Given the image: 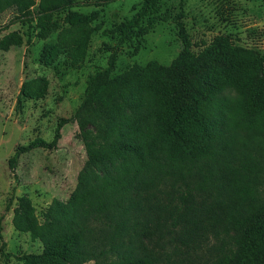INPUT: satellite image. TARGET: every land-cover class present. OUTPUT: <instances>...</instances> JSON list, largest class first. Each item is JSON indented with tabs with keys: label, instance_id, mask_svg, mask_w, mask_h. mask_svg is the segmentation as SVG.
<instances>
[{
	"label": "trees",
	"instance_id": "16d2710c",
	"mask_svg": "<svg viewBox=\"0 0 264 264\" xmlns=\"http://www.w3.org/2000/svg\"><path fill=\"white\" fill-rule=\"evenodd\" d=\"M110 1L0 0V12L11 9L10 20L27 28L34 21L40 39L55 33L53 42L43 44L41 64L63 53L62 62L76 67L86 54L93 14L73 7ZM159 1L140 0L129 17L108 29L114 43L106 64L86 75L75 110L57 119L52 137L36 136L14 148L11 164L35 146L54 147L60 127L75 121L88 167L68 198L53 197L47 204L32 229L41 251L19 254L20 264H264V41L254 54L219 35L195 55L182 19L183 0L173 13L159 12ZM166 20L176 27L178 53L166 64L132 62L111 75L121 46L135 53L143 34ZM20 38L17 31L5 33L0 49ZM44 86V77L32 76L22 81L19 94L37 97ZM105 161L117 162L113 173L94 169ZM224 168L233 174L226 191L197 196ZM145 175H167L163 186L169 189L142 204L129 193ZM220 204L225 228L235 234L210 251L207 228L220 221L214 211ZM150 222L182 248L137 252L135 227ZM3 246L1 241L0 256L7 257Z\"/></svg>",
	"mask_w": 264,
	"mask_h": 264
},
{
	"label": "rangeland",
	"instance_id": "374dc122",
	"mask_svg": "<svg viewBox=\"0 0 264 264\" xmlns=\"http://www.w3.org/2000/svg\"><path fill=\"white\" fill-rule=\"evenodd\" d=\"M140 0H112L105 5L73 7L83 13H92L89 40L83 61L76 67L63 62V53L53 63L43 65L39 56L44 43H51L55 33L45 39L35 35L34 21L27 23L10 20L11 9L0 12V37L10 31L20 35L19 44L0 49V243L3 251L0 264H20L17 256L23 252L38 253L41 242L32 229L43 220L45 207L53 197L66 199L86 172L85 153L75 121L64 123L54 147L35 146L19 154L14 164L9 158L14 148L39 136L49 140L59 117L70 116L75 110L88 73L106 64L114 38L108 29L113 23L127 18ZM168 9L177 11L178 0H160L159 12ZM183 22L191 41L190 51L197 54L202 47L219 35L247 47L254 54L263 49L264 0H183ZM62 15V13H60ZM146 20L143 19L142 23ZM27 33L29 43H26ZM181 49L176 27L172 21H157L142 36V42L133 54L132 48L123 44L118 50L111 75L116 74L132 62L147 61L168 63ZM211 62V61H210ZM221 65L220 61H212ZM42 76L45 86L37 97L19 94L23 80ZM192 72L186 76L192 78ZM117 162L105 161L94 169L113 173ZM264 173V170L262 171ZM233 175L221 169L212 184L203 185L196 193L203 197L215 191H226V182ZM164 176H143L131 188L130 196L144 204L146 200L162 198ZM194 179V177H193ZM193 184V182H191ZM179 185V184H176ZM214 211L220 221L208 226L210 251H216L224 240L235 234L225 228V208L217 205ZM143 217L144 212H140ZM156 222L135 227L134 246L139 253L161 254L173 248H182L172 235L157 230ZM87 264V263H84Z\"/></svg>",
	"mask_w": 264,
	"mask_h": 264
}]
</instances>
